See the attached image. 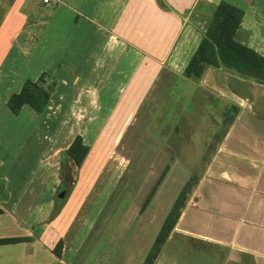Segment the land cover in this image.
<instances>
[{
  "label": "crops",
  "instance_id": "0c3cea01",
  "mask_svg": "<svg viewBox=\"0 0 264 264\" xmlns=\"http://www.w3.org/2000/svg\"><path fill=\"white\" fill-rule=\"evenodd\" d=\"M219 1L0 0V104L20 89L22 70L33 79L42 71L61 76L64 85L74 86L70 105L80 110V99L98 90L96 85L149 86L163 72L184 74ZM226 1L244 10L235 37L264 55V0ZM51 79L46 76L44 84ZM15 83L19 86L13 90ZM197 84L223 100L224 112L233 115L215 133L203 171L167 240L179 233L221 248L236 264H264V82L207 66ZM100 99L98 90L89 105L96 107ZM53 101L58 100L51 93L42 115L46 122ZM69 143L52 152L48 140L32 166L14 163L12 152L0 147V239L17 237L0 241V264H118L111 245L94 256L86 253L87 231L83 222L74 225L76 203L87 195H78L83 179L56 210L62 170L59 174L51 162ZM167 146L157 148L166 153Z\"/></svg>",
  "mask_w": 264,
  "mask_h": 264
},
{
  "label": "rangeland",
  "instance_id": "374dc122",
  "mask_svg": "<svg viewBox=\"0 0 264 264\" xmlns=\"http://www.w3.org/2000/svg\"><path fill=\"white\" fill-rule=\"evenodd\" d=\"M29 18L35 19L34 14ZM24 74L22 70L20 83L34 78ZM62 81L58 76L46 83L52 87L53 100H58L48 108L47 122L42 116L47 109L34 116L25 105L13 113L7 99L1 102V150L9 149L14 163L32 166L48 140H52L53 152L82 132L90 146L82 166L65 158L70 169L67 184L73 187L78 178L83 179L78 195H88L76 203L78 220L74 223L83 222L87 231L86 253L94 256L98 248L111 245L116 248L112 253L118 264H139L180 188L188 181L195 185L211 142L228 125L233 112H224L227 104L197 84V77L170 71L149 86L96 85L101 99L96 107L89 105L96 89L80 99L82 110L80 105H70L74 86ZM16 86L12 85L13 90ZM73 110L76 114L71 116ZM66 114L69 121L64 120ZM168 133L176 137L168 138ZM160 144H167L168 152L158 149ZM56 157L51 164L61 174L62 157ZM225 256L219 247L176 233L162 246L154 264H236Z\"/></svg>",
  "mask_w": 264,
  "mask_h": 264
},
{
  "label": "trees",
  "instance_id": "16d2710c",
  "mask_svg": "<svg viewBox=\"0 0 264 264\" xmlns=\"http://www.w3.org/2000/svg\"><path fill=\"white\" fill-rule=\"evenodd\" d=\"M243 14L242 7L226 0H220L214 6L204 34L184 68V75L198 78L207 66H223L238 74L264 82V55L235 37ZM46 76L49 80L52 77V82H54L55 78L52 75L42 71L37 79H25L19 90L9 94L7 105L13 113H18L24 104L30 105L38 113L44 111L50 100L52 90L51 86L44 84ZM48 82L50 81L47 80ZM230 107L237 108L234 104ZM89 147L82 134L77 133L62 151L60 161L62 183L59 187H66L67 193L64 197L56 198V210L61 208L72 188V184H67L70 179L67 159L76 166H80L89 151ZM193 184L188 181L180 188L157 231L151 247L140 264H153L155 261L187 201ZM16 239L17 237L1 238L0 241ZM59 245H61V242ZM57 252L60 253L58 249Z\"/></svg>",
  "mask_w": 264,
  "mask_h": 264
},
{
  "label": "water",
  "instance_id": "95a60500",
  "mask_svg": "<svg viewBox=\"0 0 264 264\" xmlns=\"http://www.w3.org/2000/svg\"><path fill=\"white\" fill-rule=\"evenodd\" d=\"M58 156L60 157L61 156V153H58ZM67 193V189L66 187L63 186V188L61 189V191H59L56 195H55V198L57 197H64Z\"/></svg>",
  "mask_w": 264,
  "mask_h": 264
},
{
  "label": "flooded vegetation",
  "instance_id": "af4514ba",
  "mask_svg": "<svg viewBox=\"0 0 264 264\" xmlns=\"http://www.w3.org/2000/svg\"><path fill=\"white\" fill-rule=\"evenodd\" d=\"M62 188H63V186H62V187H59V189L57 190L56 194H57L59 191H61Z\"/></svg>",
  "mask_w": 264,
  "mask_h": 264
},
{
  "label": "built area",
  "instance_id": "2783aa9c",
  "mask_svg": "<svg viewBox=\"0 0 264 264\" xmlns=\"http://www.w3.org/2000/svg\"><path fill=\"white\" fill-rule=\"evenodd\" d=\"M44 1H49V0H44Z\"/></svg>",
  "mask_w": 264,
  "mask_h": 264
}]
</instances>
